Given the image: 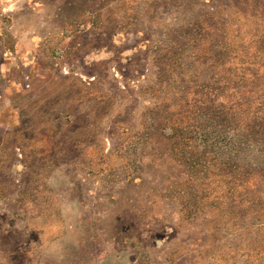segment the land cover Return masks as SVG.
Here are the masks:
<instances>
[{
	"label": "rangeland",
	"instance_id": "obj_1",
	"mask_svg": "<svg viewBox=\"0 0 264 264\" xmlns=\"http://www.w3.org/2000/svg\"><path fill=\"white\" fill-rule=\"evenodd\" d=\"M0 264H264V0H0Z\"/></svg>",
	"mask_w": 264,
	"mask_h": 264
}]
</instances>
